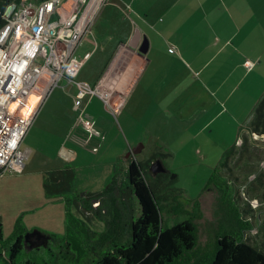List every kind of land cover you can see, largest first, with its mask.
Wrapping results in <instances>:
<instances>
[{"label":"crops","instance_id":"obj_1","mask_svg":"<svg viewBox=\"0 0 264 264\" xmlns=\"http://www.w3.org/2000/svg\"><path fill=\"white\" fill-rule=\"evenodd\" d=\"M123 56L131 68L113 104L133 143L174 151L192 140L205 143L217 131L221 144H235L227 155L264 151V135L252 129L264 98V0H108L22 144L28 148L24 171L40 162L62 169L84 157L80 149L103 148L104 132L93 124L91 135L77 123L106 111L105 103L96 96L79 99L75 84L97 86Z\"/></svg>","mask_w":264,"mask_h":264},{"label":"rangeland","instance_id":"obj_2","mask_svg":"<svg viewBox=\"0 0 264 264\" xmlns=\"http://www.w3.org/2000/svg\"><path fill=\"white\" fill-rule=\"evenodd\" d=\"M104 64H97L94 68L102 69ZM130 66L129 57L118 58L105 80L107 85L118 89L111 104H105L108 113L100 108L91 120L104 132L103 148L91 145V148L88 147L90 151L80 149L79 155L84 153V157L66 161L64 165L75 170L74 193L93 198L105 191L116 177L120 193L127 194L131 200L129 213L137 219L140 216L139 204L128 190L129 162L134 159L147 162L156 156L163 160L167 169L164 174L167 185L162 194L169 199L161 202L164 226L171 227L191 220L196 227L197 246L178 264H208L217 250L219 238L227 234L236 235L264 251V151L254 153L253 157H240V153L227 155L226 149L235 144H221L217 131L205 143L197 144L192 140L187 145L172 146L176 149L174 151L166 144H143L142 140L133 143L131 130L113 104L119 92L118 85ZM220 133L225 131L220 130ZM230 136L232 134L227 139L229 144L235 141ZM142 144L145 147L143 151L133 154L130 160L129 154ZM198 148L202 149V153L197 151ZM23 149L28 148L24 145ZM43 163L25 170L21 175L0 176V219L4 224L6 241L12 238L19 223L25 226L28 233L38 230L55 235L58 241H51L54 247H58L61 243L59 238L66 235L67 201L72 194L55 197L46 194V178L56 168L55 165L44 167ZM56 163L61 165L60 161ZM173 176L175 178L172 179ZM91 203L95 209L100 207L96 199H92ZM96 203L99 204L96 206ZM70 212L80 216L75 205L70 207ZM118 225H123V222ZM93 228L103 231L105 225L95 221ZM119 234L127 238L126 229Z\"/></svg>","mask_w":264,"mask_h":264},{"label":"trees","instance_id":"obj_3","mask_svg":"<svg viewBox=\"0 0 264 264\" xmlns=\"http://www.w3.org/2000/svg\"><path fill=\"white\" fill-rule=\"evenodd\" d=\"M252 129L257 135H264V98L256 107ZM156 159L159 158L129 164L128 190L139 204L137 219L130 215L131 200L127 194L120 193L116 177L105 191L90 198L74 193L73 168L66 166L51 171L45 182L46 194L49 197L72 194L67 201L66 235L54 247L51 241H58L55 235L42 232L50 240L38 238L40 241L35 242L34 236L25 238L28 230L19 223L12 238L6 241L0 219V264H178L197 246L196 227L191 220L164 226L161 202L169 197L162 194L167 185L166 176L150 171ZM92 199L99 201L98 209L94 208ZM72 205L77 207L80 216L70 212ZM94 220L102 222L105 229H94ZM119 221L123 225H118ZM123 229L127 231V238L119 234ZM208 264H264V251L236 235L227 234L219 238Z\"/></svg>","mask_w":264,"mask_h":264},{"label":"built area","instance_id":"obj_4","mask_svg":"<svg viewBox=\"0 0 264 264\" xmlns=\"http://www.w3.org/2000/svg\"><path fill=\"white\" fill-rule=\"evenodd\" d=\"M107 2L7 0L0 6V176L23 173L28 152L22 144ZM75 85L79 99L96 96L106 105L118 90L105 80ZM77 125L96 133L83 117Z\"/></svg>","mask_w":264,"mask_h":264},{"label":"water","instance_id":"obj_5","mask_svg":"<svg viewBox=\"0 0 264 264\" xmlns=\"http://www.w3.org/2000/svg\"><path fill=\"white\" fill-rule=\"evenodd\" d=\"M0 21H1V17H0ZM141 53H145L146 51L143 49H141L140 51ZM144 144V143H143ZM140 145L138 148H135L133 149V151L131 152L132 154L134 155H137V154H140L143 149L145 148L144 146ZM150 171L154 174V175H158V174H163V173H166L167 172V169L165 167V164L163 162V160L161 159H158L156 160L154 163L151 164V168H150ZM175 178L174 176L172 177V179ZM99 203H96V206L98 205ZM30 236H38L39 239H45L47 242L50 240L49 238H46L45 235H43L42 232L36 230V231H33V232H30L28 234H26V239H28Z\"/></svg>","mask_w":264,"mask_h":264},{"label":"flooded vegetation","instance_id":"obj_6","mask_svg":"<svg viewBox=\"0 0 264 264\" xmlns=\"http://www.w3.org/2000/svg\"><path fill=\"white\" fill-rule=\"evenodd\" d=\"M160 159V158H159ZM156 160H158V159H156ZM162 160V159H161ZM155 162V161H154ZM153 162V163H154ZM167 173V172H166ZM166 173H163V174H166ZM33 240L35 241V242H39L40 240L38 239V237L37 236H34L33 237Z\"/></svg>","mask_w":264,"mask_h":264},{"label":"bare ground","instance_id":"obj_7","mask_svg":"<svg viewBox=\"0 0 264 264\" xmlns=\"http://www.w3.org/2000/svg\"><path fill=\"white\" fill-rule=\"evenodd\" d=\"M32 103H33V100H32Z\"/></svg>","mask_w":264,"mask_h":264}]
</instances>
